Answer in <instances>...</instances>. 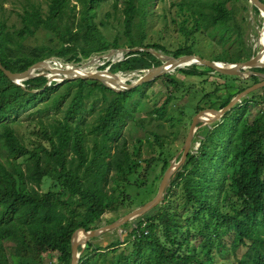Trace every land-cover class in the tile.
Listing matches in <instances>:
<instances>
[{
  "label": "trees",
  "instance_id": "trees-1",
  "mask_svg": "<svg viewBox=\"0 0 264 264\" xmlns=\"http://www.w3.org/2000/svg\"><path fill=\"white\" fill-rule=\"evenodd\" d=\"M104 1L49 0L46 9L41 3L30 1L23 6L19 13L23 26H40L53 32L61 42L57 48L46 46L43 58L9 56L5 34L15 27L0 19L2 63L14 72L52 56L79 65L93 53L124 47L119 38L105 37L93 20L91 12ZM236 1L176 2L189 13L190 35L203 31L212 39L219 36L222 45L236 43L234 48L223 46L224 54L213 60L237 62L254 54L252 49L245 48L242 26L233 23L234 10L228 3ZM113 6L122 11L125 34L129 36L136 11L134 0H113ZM254 11L260 14L257 7ZM139 45L144 50H130L111 65V70H140L161 64L148 48L171 52L158 43L142 41ZM126 46L134 48L136 44L129 38ZM193 46L194 43L179 45L173 56L192 54ZM199 66L177 69L191 76L207 73L200 71ZM253 70L264 72V68ZM219 75L231 89L226 101L199 103L195 107L198 112L227 105L258 78ZM165 77L171 85L183 89L175 75L166 73ZM47 81L42 76L30 78L22 82L24 89L0 69V264H47L42 254L45 248L60 253L58 264H70L74 232L81 227L91 230L101 226L103 215L110 210L134 206L133 196L127 192L129 186L139 190L146 187L156 167L162 164L165 172L170 161L164 158L171 149L166 135L150 132L153 139L139 137L132 148L121 136L129 119L142 125L144 118H137V112L147 109L148 91L154 81L121 92L92 80H66L46 86ZM211 95L207 93L204 98ZM255 96L264 104V87L244 97L206 132L198 153L189 154L164 201L134 220L139 225L146 221L139 234L133 232L135 239L116 238L102 245L95 243L98 237H94L79 264H264V107L252 116L251 99ZM95 97L102 106L94 122L86 126L83 114L88 100ZM177 98L174 90H168L161 104L155 103L147 110L149 115L152 119L167 120L170 106ZM65 102L67 106L62 108ZM31 108H36L35 112L54 111L52 120L28 124L30 132L37 136L31 140L33 146L14 127L20 113ZM61 111L63 114L58 115ZM88 135L95 136L92 145ZM145 141L152 150L158 146L157 156L143 157ZM44 156L49 160L47 167L42 166ZM21 157L25 161H19ZM139 171L142 181L131 183L130 177ZM45 178L52 181L46 191ZM112 182H122L123 186L111 185ZM117 189L121 194L116 193ZM224 235L230 239V245L223 240ZM215 245L229 247L234 259L221 261Z\"/></svg>",
  "mask_w": 264,
  "mask_h": 264
},
{
  "label": "rangeland",
  "instance_id": "rangeland-1",
  "mask_svg": "<svg viewBox=\"0 0 264 264\" xmlns=\"http://www.w3.org/2000/svg\"><path fill=\"white\" fill-rule=\"evenodd\" d=\"M30 1L39 2L43 5L44 9L47 8L49 0H0V19L5 21L7 25L11 28L10 32L5 34L6 39V51L9 56H31L34 58H43L46 51V46H51L57 48L60 46L61 42L53 34V32L46 30L40 26H28L25 27L20 21L19 13L22 12L23 6H25ZM181 0H134L136 5V11L133 15V19L130 26L129 36L125 34V23L123 20V15L121 10H117L113 6V0H106L101 3V5L91 12L94 22L98 28L103 32L105 37L109 40H114L119 38L121 44L127 48L126 44L129 38H132L136 44V49L140 47L142 41L147 43H158L165 46L171 52L168 55H173L175 49L179 45H186L194 43L192 51L194 54L202 56L204 58L213 59L216 55H222L223 46L234 48L236 43L227 45L219 43V36L216 39L201 31L192 36L189 34L191 30L192 22L188 20L189 13L187 10H182L179 4L176 2ZM230 7L234 10L235 21L242 26V39L245 43V48L252 49L253 55H255L260 49L259 39L261 37L260 31L264 22V18L259 14L257 15L254 9L251 8L249 0H238L236 2H229ZM80 8V7H78ZM110 13V16L107 14ZM186 27L187 29H184ZM237 33L235 34L236 37ZM218 42V43H215ZM261 42H264V35L261 38ZM143 48V47H141ZM162 52V51H161ZM164 53V52H163ZM106 52L93 53L89 58L94 56L106 55ZM125 54L110 55V57L102 58L100 63L93 64V69H104L102 67H108L115 62H118L124 58ZM55 60L64 61V58H59L57 56L50 57ZM84 59L82 62H86ZM84 64H82L83 67ZM79 67V66H78ZM180 67V68H186ZM199 70L207 72L202 75H186L183 72L175 69L169 72L177 77L178 81L183 84V89H178L177 86L171 85L169 79L165 77V74L154 80V84L149 89V99L146 110H139L137 112V118H144L142 125H136L131 119L128 120L127 125L121 131V136L129 141V145L132 148L133 144L137 142L139 137L147 140V137L154 136L150 135V132H157L160 135H166L170 139V152L164 155L166 161L173 159L177 156L179 150L184 144L186 136L188 134L189 128L191 126L193 117L198 113L195 107L202 103L205 104H221L226 101L231 89L224 83V78L215 73L214 71L207 70L204 65L199 66ZM41 71V69L39 70ZM264 73V72H263ZM127 74V73H126ZM262 80L261 76H258L254 82H259ZM168 90H174L178 98L173 101L170 106L168 119L158 120L152 119L149 115L148 109H150L153 104H161L166 98ZM189 90L190 93H189ZM207 93H211L210 97L204 98ZM97 97L88 100L86 109L83 114V121H85L86 126L94 122L97 113L99 114L100 107L102 106L101 100ZM252 116H256L264 107V104L260 101L259 96H255L252 99ZM42 106V103H40ZM66 102L62 105V108L66 107ZM36 108L27 109L22 111L17 119L18 122L14 123L18 134L25 138L27 144L33 146L32 141L37 139L35 133L30 132L28 128L29 123H38L40 119L45 121L52 120L54 111L45 112H35ZM32 113V114H31ZM61 111L58 115H62ZM220 120H217L218 122ZM208 123L200 125L199 129L195 133L190 148V153H198L200 146V141L205 139L206 132L211 130L214 123ZM89 136V145L93 144V139L95 136ZM159 148L155 145L154 150L148 146L145 141L143 157H148L151 155H158ZM19 161L23 162L25 159L23 157L19 158ZM49 160L44 156L42 160V166H49ZM185 165V164H184ZM183 165V167H184ZM182 167V168H183ZM164 171L162 172V164H159L155 171L150 175L146 187L139 190L136 186H129L128 193L133 196L134 206L128 204L123 208L118 210H110L106 212L101 221V225L109 223L119 216L130 211L133 207L138 206L155 196L159 184L162 180ZM141 171L137 172L132 177H130L131 183L135 181H142ZM43 184V190L49 189L52 181L49 178H45ZM119 184L120 187L123 186L122 182H112L111 185ZM117 194H121L120 189H117ZM150 194V197H149ZM130 223V222H129ZM129 225L126 229L122 226L113 231L107 232L101 236H98L96 242H100L102 245H107L109 242L115 240L116 238L123 240L132 239ZM123 228V230H122ZM127 230V231H125ZM107 234V235H106ZM123 238V239H122ZM223 240L226 244L230 245V239L227 235H224ZM11 244V243H10ZM215 253L217 258L221 261L234 259V254L230 251L229 247H218L215 245ZM44 260L47 264H58L60 253L51 248H45L42 250Z\"/></svg>",
  "mask_w": 264,
  "mask_h": 264
},
{
  "label": "water",
  "instance_id": "water-1",
  "mask_svg": "<svg viewBox=\"0 0 264 264\" xmlns=\"http://www.w3.org/2000/svg\"><path fill=\"white\" fill-rule=\"evenodd\" d=\"M251 8L257 7L260 11V15L264 18V1L263 0H249ZM264 33V22L261 27L260 34ZM263 35V34H262ZM260 43V40H259ZM264 48V45L260 43L259 51L253 55L248 60L237 61V62H228L222 60H213L204 58L197 54H182L179 56L168 55L158 51L154 48H148L147 50L151 51L158 59H160L161 64L151 66L150 68L140 69V70H130V71H118L114 72L111 70V65L104 69H96V70H88L84 72H70L65 75H51L49 69L47 67L43 68L41 71L34 70V67L37 63L40 62H48L51 67H58L54 63H52L51 58H45L39 61H36L32 65H30L27 69L21 72H14L4 66L1 60L0 55V69L4 71V73L12 80L14 83L21 85L24 89L26 86L22 83L25 80L34 77H46L48 79L46 86L51 85L53 82L56 84L63 83L64 81H72L77 79H85L101 82L105 86L117 91H125L131 90L137 86H140L146 82H152L158 77L174 71L177 68L190 66L192 64L204 65L207 66L215 73H219L231 78L241 77L246 78L247 76H232L230 71L239 69L240 72L244 69L252 72L253 75H258L262 77V80L254 83L249 86L245 90L236 94L230 102L223 107H206L201 109L194 117L189 128L188 134L184 141L183 146L179 150L177 156L171 159L168 162V166L163 174L162 180L159 184L158 191L155 196H153L150 200L133 207L130 211L125 214L119 216L113 221L101 225L97 228L87 230L83 227L78 228L73 236H72V258L70 264H79V260L83 252L85 251L88 242L94 238L101 236L107 232L113 231L125 225L127 222L138 219L146 214L150 213L157 205L162 203L166 197L169 186L172 183V180L175 178L176 174L182 169L183 165L186 163L188 158V153L190 152V148L192 145L193 138L195 133L199 129L200 125L208 124L216 122L217 120H221L235 105L242 101V99L248 96L251 92L256 91L264 87V73L255 71L253 68H264V59H261V53ZM116 50H124L125 53H128L130 50H144V48H113L108 51H116ZM164 57L165 59L161 58ZM101 58L102 56H98ZM75 62V61H67V63ZM82 62V61H81ZM175 63L172 64V63ZM63 67L66 66L67 63L61 62ZM79 63V62H76ZM173 68H170L172 65ZM61 66V65H60ZM121 73H127L125 77L120 76ZM251 74V75H252ZM43 89H33V92H38ZM206 112L213 113L215 116L211 118L208 123H205L204 120L201 119L202 115Z\"/></svg>",
  "mask_w": 264,
  "mask_h": 264
},
{
  "label": "bare ground",
  "instance_id": "bare-ground-1",
  "mask_svg": "<svg viewBox=\"0 0 264 264\" xmlns=\"http://www.w3.org/2000/svg\"><path fill=\"white\" fill-rule=\"evenodd\" d=\"M264 35V33H261V37H260V43L264 45V42L262 43L261 42V38L262 36ZM107 54L106 55H103L101 58L97 56H94L92 58H89L87 59L86 62H81L79 63V65H75V64H70V63H67L65 67H63L62 63L60 62V60H55V59H52V63H54L56 66L58 67H51L50 66V63L48 62H40V63H37L34 67V70L36 71H39L40 69L42 70L43 68L47 67L49 69V72L51 75H65V74H68L70 73L71 71L72 72H84V71H88V70H94L92 67L93 64L95 63H100L102 58H107V57H110V55H114V53H117V54H126L124 50H116V51H108L106 52ZM163 53V52H162ZM261 59L263 58L264 59V48L262 50V53H261ZM162 59H165L164 57L161 56ZM82 64L83 67H82ZM172 64L175 65V63L173 62ZM171 64V65H172ZM61 65V66H60ZM79 66V67H78ZM174 66H170V68H173ZM231 75H237V76H247L246 78L252 76V72L250 71H247L246 69L242 70L240 72L239 69H235V70H231L230 71ZM252 74V75H251ZM120 76L122 77H125L126 76V73H121ZM215 115L213 113H210V112H206L205 114L202 115L201 119L205 121V123H208V121L213 118Z\"/></svg>",
  "mask_w": 264,
  "mask_h": 264
},
{
  "label": "built area",
  "instance_id": "built-area-1",
  "mask_svg": "<svg viewBox=\"0 0 264 264\" xmlns=\"http://www.w3.org/2000/svg\"><path fill=\"white\" fill-rule=\"evenodd\" d=\"M134 221V220H133ZM146 226V221H144L141 225H139L136 221L132 222V225L130 227V232H131V238L132 239H135V236H136V233L133 234L134 231H137V233L139 234L140 233V229L141 228H145ZM126 229V227H124ZM128 229V228H127ZM123 230V228H122ZM127 231V230H125ZM123 239V238H122ZM123 240H126L125 238Z\"/></svg>",
  "mask_w": 264,
  "mask_h": 264
}]
</instances>
